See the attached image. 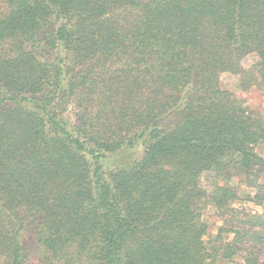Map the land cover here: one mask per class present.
<instances>
[{
  "label": "trees",
  "instance_id": "1",
  "mask_svg": "<svg viewBox=\"0 0 264 264\" xmlns=\"http://www.w3.org/2000/svg\"><path fill=\"white\" fill-rule=\"evenodd\" d=\"M227 74L264 89V0H0V264H264Z\"/></svg>",
  "mask_w": 264,
  "mask_h": 264
},
{
  "label": "rangeland",
  "instance_id": "2",
  "mask_svg": "<svg viewBox=\"0 0 264 264\" xmlns=\"http://www.w3.org/2000/svg\"><path fill=\"white\" fill-rule=\"evenodd\" d=\"M255 61L256 58L254 56H250L246 58V60L244 61V65L250 66ZM221 87L223 90L229 91L234 94V96L238 100L242 101L244 107H246L249 111L264 116V89L253 88L250 91L244 92L240 87L239 78L230 74H227L223 77ZM226 182L230 183L233 187H236L239 196L243 199L247 198L248 193L252 192L243 183L238 181V178L236 176L232 177L231 174H228L226 176ZM238 182L240 183L238 184ZM248 205L251 206L250 204ZM206 218L209 227H211L210 232L218 228V218L215 216L214 211H209L206 215ZM236 263L241 264L242 262L236 260ZM30 264H44V262L41 261V258H39V254L36 250L32 253Z\"/></svg>",
  "mask_w": 264,
  "mask_h": 264
}]
</instances>
